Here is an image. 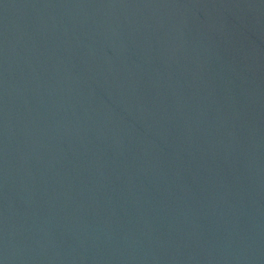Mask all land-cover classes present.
I'll return each instance as SVG.
<instances>
[{
	"label": "water",
	"instance_id": "obj_1",
	"mask_svg": "<svg viewBox=\"0 0 264 264\" xmlns=\"http://www.w3.org/2000/svg\"><path fill=\"white\" fill-rule=\"evenodd\" d=\"M0 264H264V0H0Z\"/></svg>",
	"mask_w": 264,
	"mask_h": 264
}]
</instances>
